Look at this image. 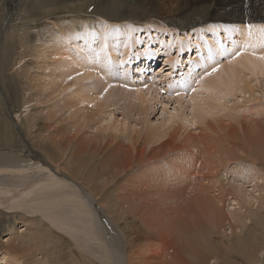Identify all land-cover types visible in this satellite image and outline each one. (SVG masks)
<instances>
[{
	"label": "bare ground",
	"instance_id": "bare-ground-1",
	"mask_svg": "<svg viewBox=\"0 0 264 264\" xmlns=\"http://www.w3.org/2000/svg\"><path fill=\"white\" fill-rule=\"evenodd\" d=\"M50 1L52 2V8L46 3L47 1L42 3L39 0H16L18 8L27 3L29 5L28 9L25 10V21L34 20L37 17H42L46 21L42 28L33 27V37L27 33L20 34V32L14 36L8 35L5 34V30L0 33V41L4 38V42L0 46V64L5 67V73L1 78H3L5 87L9 88L10 94L13 93L10 79L15 72V68L20 65L19 60L29 57L35 63L34 69L32 68L33 71H31V67L24 65L23 69L19 72V75L28 77L26 91L37 92L42 102H50L51 99L57 100L61 97L56 102V108L54 106L52 108L47 106L48 108L45 110L37 111L36 109V112L30 118V114H27L29 116L22 117L26 121L22 119L21 122L24 124V128H26V132L29 133L28 136L31 137V134L36 131V128L41 126V119H51L52 122L48 121L44 125L45 131H42L44 127L41 131L38 129L39 137H31V139L33 142L38 141L42 152L41 154L43 155V157H40L42 161H46L47 165L48 163L54 164L55 170L56 168H60L61 164H65L66 168L64 167V169L67 173L63 174L60 178L58 177L60 174L56 173L57 171L52 172L48 170V167H43V165L41 166L39 164H31L27 167L23 165L15 167L16 164L12 167L13 164L11 163H9L11 166L0 164V173H10L15 177L14 179L16 181L13 184L0 181V264H55L53 263L55 262V258L53 261L49 258L46 243L52 244V234H58L56 229L67 232L74 240H76L75 235L81 234L86 239L93 241V243L97 242L98 249L103 254L104 264H191L187 255L204 254L206 250L198 239L199 227L201 225L194 221L190 215V211L193 210L194 204L200 207V209L205 206L210 209V214H213L211 220H208L216 221L217 228L218 226L223 227V225H220V219L217 218V215L220 214L218 213L219 209L217 204L221 201H229L231 198L235 202V200H239V197L243 198L244 194L241 184H232L228 181L224 183L221 176L227 174V172L237 174L233 173L234 171L239 172V166L237 164L246 157L252 160L251 164H256L258 161V159L256 161V152L264 147V136L261 138L259 144H255V140L252 143L250 139L252 134L257 131L259 133L261 132L258 130L261 127L260 120L257 121V119L261 118H255L254 114L251 113L248 115L250 125L236 119V115L233 117V120L225 117L223 121H216V126L219 121L225 123V139L230 143V147H225L220 140H215L214 143L202 142L205 146L204 152L206 153V160H209L208 162L212 165L208 167L209 165L203 162V166L206 165L208 167L205 169H198L193 164V161L197 158V152L194 149L198 148L199 142L185 141L184 143L178 142L176 138L174 139L172 137H166L165 139L159 138L153 142L154 145L152 147L147 148L149 153L145 149L143 150L145 153H140L137 150L134 156V154H130L131 142L128 140V142H125L124 139L120 142H114L116 135L109 142L99 139L85 140L79 137L77 132L80 131V128L88 127L92 117L98 118L102 113L101 108L104 105L99 102L98 95L92 92V97H94L92 102L95 108L90 109L86 104L85 92L71 91V88L76 86V84L67 77L72 76L74 81L78 82H81L85 77H98V74L95 73L97 70L94 72L93 67L100 69L101 74L104 71L101 68L104 66H107L109 70L111 69L109 68V64H112L111 62L119 63V67L128 64V59H130L129 57L132 54L131 59L140 63L136 66V69L142 70L141 65L144 68L146 66L149 68L148 62L146 61H149L148 58L151 55V57L154 56L149 49V44L152 42L158 48L155 49V52H163L166 56L164 59L165 66L168 65L172 69V57H168V51L166 49L169 50L175 47L177 39L180 41V36L178 34L174 35L168 28H166L168 30H165L161 26L157 27L161 31L168 32L166 33L168 39H163L166 35H158L159 31L152 33L153 35H149L150 33L146 27L141 28L142 26L131 25L128 21H123L129 15L134 17L137 13H141V11L130 4L126 5L125 9H123V14H116L109 10L111 9L110 7L115 6L114 4L107 3L102 7L104 0L102 2L101 0ZM147 1L150 0H144V2ZM191 1L197 2L199 0H179V3L187 5ZM1 4L0 2V6ZM91 4L95 5L91 14L86 17H79L78 13L86 11ZM123 5L125 6V4ZM123 5L120 6L123 7ZM261 6H264V0H217L210 22L183 33L185 37L184 40L181 39L180 41H183L180 51L187 49L188 52H192L191 56L193 55V58L191 57L187 60V71H201V74L199 73L201 75L199 86L204 99L198 102L202 104H198L200 105L199 107L205 105L209 109H217V103H211L210 100L221 101L222 98L220 95L227 91L247 92V95H250L249 101H252V90L247 77L249 79L253 78L254 81L255 78L261 77L264 82V60L259 59L260 56L264 55V32L261 31V29H264V8L261 11L259 9ZM243 10H246L247 14L241 13ZM250 11L252 12L251 15L249 14ZM60 12H68L69 19L59 18L57 21L51 19L47 22L51 15L55 16ZM177 13L180 12L177 11ZM150 14L154 15L155 13L153 11ZM122 15H124V18L122 21H119L117 17ZM0 17L1 22L2 13ZM245 21L252 26L251 29L244 25ZM22 24L24 23L22 22ZM140 32H143V37H140ZM136 34L140 36L138 35L136 37ZM163 40L164 42H162ZM226 43L232 47V51L226 50ZM246 45L247 47H245ZM131 47L137 48L135 52H131ZM18 48V60L15 61L13 59L12 67L7 66L8 61L12 59L10 52ZM162 49L163 51H160ZM107 51L110 53L108 54ZM115 51H119L120 54H114ZM237 52H241L242 54L237 56ZM108 55L112 57H110L112 61L105 63L103 60ZM222 55H226L228 62L223 61L221 58ZM48 58L53 59L56 65L55 70H57L56 73H52L53 80L51 75L49 91L43 86L42 81L47 69L53 65L52 62L50 64L47 63ZM140 58L144 59L143 63L139 61ZM116 60H119V62H116ZM218 62H223L225 65L226 70L224 75H214L216 78L211 80L204 79V72H207L210 66L218 65ZM118 66L115 65V67ZM71 68L73 69L69 73L64 72V69L68 70ZM112 69L114 70L115 68L112 67ZM39 71H43V73L38 74ZM108 71L106 70L107 73L111 70ZM218 71L216 70V72ZM75 72H80L85 77ZM0 76L2 75L0 74ZM195 82L197 83V81ZM40 84L42 87L40 90L42 92L36 91V88ZM216 85V89L221 90L222 93L215 90ZM106 86L108 87V85ZM135 93L133 94L135 96L134 98H138L141 101L139 105H143L146 102V97L151 94L149 91L144 93L140 89L136 90ZM39 99L36 98L37 103H41ZM229 104L226 103L223 106L226 108L229 107ZM28 106L29 103L24 104L23 108L28 110ZM255 110L253 111L256 113L264 111V105H259L258 111ZM106 115L110 117L107 122L114 121L116 123L111 128L113 132L116 131L117 126L120 125L122 120L111 118V116L113 117L115 115L114 109L108 111ZM55 116H62L61 120L66 118H70L71 120H69L68 125L63 126V128L59 126L60 128H58V122L53 119ZM5 121L0 120V146L11 141L9 136L11 130L7 127ZM60 123L61 121L59 120ZM235 124L241 127H235ZM227 128L230 129L229 132L226 130ZM249 128H251V134L244 136L245 131L249 130ZM44 132L46 135L43 134ZM120 134H124L125 136L124 132ZM135 144L136 142L133 143V146ZM210 153H213V157H215V153L217 156L215 158L217 159L211 160L207 156ZM71 154L75 156H71ZM86 156H89L90 159H88L89 157L85 158ZM164 158H169L171 164L170 174L164 168L160 169L162 170L160 172L159 168L161 167L158 168L157 165L154 168L150 166V168L155 170H141L139 168L144 162L156 163L159 161L158 163H161V160ZM262 159H264V156ZM76 160L77 165H75ZM163 161L167 160L164 159ZM81 164H89L88 166L93 164L94 174L96 176L103 175L106 178L107 186L103 184L104 182H100V187L98 186V182H96L97 184L92 181L88 184L83 182L76 174L78 169L81 168ZM253 166L254 168H251L248 165V174H251L254 180L258 179L257 184H255V187L258 188V193H256V197L255 194L253 195L256 199L249 196L248 200H253L255 203L258 200H262L264 196V172L257 168L258 166ZM134 168H138L139 174L134 173L135 175L133 176L128 175ZM252 169L253 172H250ZM38 172L43 173L38 174ZM198 173H202V176H199ZM185 176L188 186L180 185V182ZM203 179H213L214 183L212 184L211 182V184L209 183L210 185L208 183L205 184L207 180L203 182ZM98 181H100V178ZM119 181L120 184L117 183ZM260 182L261 184H259ZM110 185L113 188L110 191L111 195L105 196L106 199L108 198L109 207L102 205V210L108 211L105 213L108 214V217H106L107 215H104V211L99 210L101 205L98 206L96 203L100 195L102 196L103 188L107 189ZM230 203L232 202L230 201ZM236 204L240 206L238 201H236ZM230 206L233 205L231 204ZM20 210L26 211V214H18L22 212ZM229 210L228 212L232 214ZM251 211L254 212L253 209L249 210L248 213L245 211L242 220V222L244 221L242 223L243 226L245 222L247 223L249 219L253 218V213L250 214ZM216 212L218 213L217 215ZM27 213L29 214L27 215ZM37 213L38 215L39 213L42 214L45 221L40 218L36 219L35 215ZM197 215L199 216V214ZM232 216L235 217L234 214ZM238 216L236 214V217ZM88 217L93 220V225L91 222L90 226L91 230L87 227L90 218L89 222L86 223ZM198 219L196 218V220ZM221 219L225 221L226 217ZM127 220L135 227L134 233L139 230L143 239L149 243L147 248L144 247V244L142 245L140 243L136 244L137 249L134 248L131 252L128 250L131 247L126 242L127 236L125 232L128 231L131 234L132 231L125 226L121 229L113 227L120 226V224L124 225V222H127ZM200 222L203 221L200 220ZM213 223L210 225L212 227L211 230L214 229ZM217 231L220 232V230ZM213 233H209L205 238H214ZM120 234H122L125 243ZM4 237L6 239L3 241L2 238ZM60 238H63V236ZM205 238L203 237L204 240ZM227 238L229 239V237ZM196 239L198 240L196 241ZM120 240H122V243ZM224 241L223 243L226 242ZM196 244L203 248L200 247L199 250ZM77 245L73 244L72 247L74 248L69 249L68 253L71 252L69 258L71 259L68 260V264H94V261L89 257L90 255L88 256L84 252L85 250L83 251ZM80 245H82L81 242ZM152 245H154V248L151 247L149 249L150 251L148 250L146 252V249ZM225 245L228 246L227 244ZM249 249L246 248L245 250L248 251ZM263 256L264 249L259 252L258 256H255L254 264H259ZM59 259H62L61 255H59Z\"/></svg>",
	"mask_w": 264,
	"mask_h": 264
},
{
	"label": "rangeland",
	"instance_id": "rangeland-1",
	"mask_svg": "<svg viewBox=\"0 0 264 264\" xmlns=\"http://www.w3.org/2000/svg\"><path fill=\"white\" fill-rule=\"evenodd\" d=\"M39 1L42 3L44 1H47L46 3L49 4V6H51V4H52V2L50 0H44V1L39 0ZM150 1L144 2V0H141V2H140V0H106V1L104 0L102 7L107 3L114 4L116 7L114 6L115 7L114 8V7L109 6L112 9V10L111 9H109V10L113 11V13H116V14H123V9H125L126 5L130 4V5L134 6L135 8H137L139 11H141L142 14L137 13L134 17H131L129 15L130 17L128 16L124 20H123L124 15H122L123 17L118 16L117 18L119 19V21H122V20L128 21L131 25H135V26H139V27L142 26L141 28L146 27V29L150 33L149 35H153L152 33H154V32L157 33L159 31L158 35H161V34L164 35L165 34L166 36H164L163 39H168V36L166 34L168 32L167 31H165V32L161 31V30H159V28H157V27L161 26L163 29L165 28V30H168V29L171 30L170 32H173L174 35L178 34V36H180L179 39L181 41V39L184 40V37H185L183 35V33L189 32L191 29H193V28L196 29L198 26H203L207 22L211 21L210 18H211V15L213 14V9L215 6V2L217 0H199L197 2L191 1L187 5L186 4H180L179 0H150ZM0 2L2 3L1 4L2 7L0 6V15L2 13V19L0 22V33L3 30H5V34H8V35L14 36L15 34H19V32H20V34L27 33L33 37V34H34V28L33 27L42 28L44 26L46 20L43 19L42 17H39V18L37 17L34 20H28V21L24 20V19H26V17H25L26 11L25 10H27L29 7L28 3L26 5H23V6L18 8L17 4H16V0H1ZM101 2H102V0H101ZM124 2H126V3H124ZM123 4H125V6ZM120 5H123V7ZM184 5H185V7H183ZM89 7H92V8L90 10H88ZM89 7L86 9V11L79 12L78 16L79 17L89 16V14H91V12L94 10L95 5L91 4V5H89ZM179 7H180V9H179ZM50 8H52V6ZM262 8H264V6L259 7L260 10ZM153 11L155 14L154 15L150 14ZM177 11L180 13H177ZM105 12H106V10H105ZM241 13L247 14L246 10H243V12L241 11ZM249 14L251 15L252 12L250 11ZM68 15H69L68 12H60V13H57L55 16L51 15V17L47 20V22L51 19L52 20L55 19V21H57L59 18L69 19ZM103 17H105V16H103ZM30 18H32V17H30ZM22 22L24 24H22ZM244 25L248 26L249 24H248V22L245 21ZM166 28H168V29H166ZM62 34H64V33H62ZM138 35L139 34H136V37H138ZM140 35H139L140 37H143V32H140ZM180 41L177 39L176 46L172 47L169 50L165 48L168 51V57H170V58L172 57V69H170V66H168V65L165 66L164 59L166 58V56L163 54V52H161V53L155 52L156 51L155 49H158V48L156 47L155 43L152 42L149 44V49H150L151 53L154 54V56L151 57L152 56L151 55L150 58H148L149 61L147 60V58H145L147 60L146 62H148L149 68H147L148 66H146L144 68V66L141 65L142 70L136 69L137 68L136 66L140 63H137V61H134L131 59V56L133 54L129 57L130 59H128L130 64L128 62V64H125L122 67H119L120 66L119 63L116 64L115 62H111L112 57L108 55V57L106 58L107 60L104 59L103 61H105V63H107V62L112 63V64L108 63L110 65V67H109V65H108V67L111 68L110 69L111 71L109 69H107V66L106 67L104 66L105 69H104V67L101 68V70L103 69L104 71L102 70L103 72H101V74H100V69H95V67H93L94 72H95V70H97L95 73L98 74L97 75L98 77L91 76L90 78H86L85 75L81 74L80 72H75L78 74L80 73L81 76L85 77L81 82L74 81L72 76H68L67 78L76 84V86L71 88V91L74 90L76 92H85L84 96L86 97V104L89 106L90 109L95 108V107H93V102H92L93 101L92 99L94 98V97H92V92H94L95 94L98 95L99 102L104 105V107L101 108V111H102L101 115L98 116V118L92 117L91 118L92 120L90 121L89 126L86 128H80V131L77 132L78 136L84 138L85 140L99 139V140L109 142L110 139L114 138V135H116L114 142H120V141H123V139L125 142H128V141L131 142V144H130V149H131L130 152L131 153L130 154L131 155L134 154V156H135L137 150H139L140 153H142L143 150L145 149V151H147L149 153V150H147V148L152 147L154 145L153 142H155L159 138L165 139L166 137L167 138L172 137L174 139L176 138V141L184 142V143H185V141L186 142H190V141L199 142L198 148L194 149L197 152L196 153L197 158L193 161V164H194V166H197L198 169L199 168L205 169V168H208L212 165L208 162L209 160H206V156H205L206 153L204 152L205 146L202 142L214 143L215 140H220L223 142V145L225 147H230V143L225 139V123L219 121L218 125L216 126V124H215L216 121H218V120L223 121V119H225V117H228V118L233 120V117L236 115V117H235L236 119L241 120L243 123L250 125V123L248 122V115H250L252 113V114H254L255 118H261V119H257V121L260 120L259 123H261L260 124L261 127H259L258 130H260L261 131L260 133H262V134H260L257 131L256 133L252 134L250 141L252 143H254V140H255V144H259V142L261 141V138L264 136V120H263L264 111L256 113L253 110L254 109L257 110L259 105H264V103H263L264 102V87H263L264 82H263V79L261 77L255 78V81H254L253 78L249 79L247 77V79L250 81L249 86H251V90H252V97H253L252 101H249L250 95L248 96L247 92L246 93L245 92L239 93V92H234V91L233 92L227 91L225 93H222L221 90L216 89V87H217V85H216L215 90L217 92L222 93L220 95L222 100L218 101V100L211 99L210 102L211 103L212 102L217 103V109H215V108L209 109L205 105L199 107L202 104H200L198 102L201 99H204V97L201 94V88L199 86L200 77H201L200 72L201 71L200 70H191L190 72L187 71V68H188L187 60H188V58H191V57L193 58V55L191 56L192 52L191 53H190V51L188 52L187 49H182L180 51V47L182 48V44H183V41L182 42H180ZM3 42H4V38H2V40L0 41V46ZM162 42H164V40ZM136 47H137V45H136ZM136 47H133V48L131 47V52H135V50L137 49ZM18 50H19V48L13 52H10L12 59H10L8 61L7 66L12 67L13 62H14L13 59L15 61L18 60V58H19ZM226 50H228V51L233 50L232 47L228 45V43H226ZM160 51H163V49ZM107 52H108V54L110 53L109 51H107ZM0 53H1V51H0ZM228 53H227V55H228ZM114 54L119 55L120 52L115 51ZM15 58H17V59H15ZM221 58L223 59L224 62H228L226 55H222ZM139 61H141V63H143L144 59L140 58ZM19 62H20V65L15 68V72L10 79L11 86L13 87V93H11V94L9 92V88L5 87L4 82H3V78H1V77H3V74L5 73V67H4V65L0 64V66H1L0 67V71H1L0 74L2 75V76H0V120L1 121L6 120L5 121L6 125L11 130L10 135L8 134L10 136L11 141L3 144L4 146L3 145L0 146V148H1L0 149V164L5 165V166H11L9 164V163H11V164H13L12 167L15 164H16L15 167H18L19 165H23V166L27 167L31 164H35V165L39 164L41 166L43 165V167H48V170H50L52 172L57 171L56 173L60 174V175H58V177L61 178L63 174L67 173L64 169V167L66 168V165L61 164L60 168H56V170H55L54 164L48 163V165H47V162L42 161L40 158L41 156L43 157V155L41 154L42 152L40 150V145H39L38 141L33 142V140L31 139V137H34V138L39 137L38 132L41 131L43 129L44 125L47 124L48 121H51V119H47V120L41 119L40 120L41 126H38L34 133L31 132L32 133L31 137L28 136L29 133L26 132V130H25L26 128H24V124L21 122L22 119L24 121H26V119L22 118V117L29 116L27 114H30V116H29V118H30L36 112V109H37V111H39V110H43V109L45 110L48 107L52 108L53 106L56 108L57 107L56 102L59 101L61 99V97L57 100L51 99L50 102H46V101L42 102L41 101L42 99L41 98L39 99L37 92H35V91L27 92L26 88L28 86V77H25L23 75H19V72L23 69L24 65L27 67H31V71H33L35 63L29 57H27L26 59L19 60ZM50 62H52L53 65L51 64L52 66H50L47 69L46 74L44 75V77L42 79L43 86L46 87L47 91H49V87H50L49 83L51 82L52 73L57 72V70H55L56 65L53 62L52 58H48L47 63L50 64ZM116 62H119V60H116ZM113 64H115L116 66H118V65L119 66L118 67H115V65L111 66ZM163 65H164V67H162ZM112 67L115 68L114 69L115 71L112 69ZM117 68H118V70H117ZM210 68H209L210 70L207 69L208 70L207 72L205 71L206 73L204 72L203 78L206 80L214 79V78H216L217 75H224L225 70H226L223 62H221V63L218 62V65L216 64L215 66L214 65L210 66ZM72 69L73 68L68 69V70L64 69V72L69 73V71H72ZM213 69H216L217 71L219 69H221L223 71L219 70L220 72L219 71L216 72V70L213 71ZM98 70H99V72H98ZM106 70L107 71L109 70L110 72L108 71L109 73H107ZM104 72H106V73H104ZM214 72H216V73H214ZM42 73H43V71L38 72V74H42ZM189 74H190V76H189ZM214 75H216V76H214ZM164 76H166L167 78L166 77L164 78ZM52 80H53V75H52ZM101 80H103L102 82H104V83H102ZM195 81H197V83ZM106 85H108V87ZM41 88L42 87L40 84V86H38L36 88V91L42 92L40 90ZM138 89L143 90L144 93H146L147 91H149V93H151L149 96L146 97V99H145L146 102L143 105L142 104L139 105L141 103V101H139L138 98H134L135 96H133V94H136L135 91ZM86 91H88V92H86ZM110 91H112V92L109 93ZM216 94L219 96L218 93H216ZM36 98H38L39 101H41L42 105L40 102L37 103ZM231 100H232V102H231ZM195 102H197L196 103L197 105L195 104ZM28 103H29V106H28L29 109L26 110L25 108H23V105L28 104ZM226 103H228V104L230 103V104H229V107L225 108V106H223V104H226ZM45 104H47V105H45ZM198 104H200V105H198ZM197 107H199V108H197ZM252 107H254V108H252ZM112 109H114L115 115L113 117L111 116V118L122 120V122L120 123L121 126L118 125L116 128V131H114V132L111 130V128L114 124L116 125V123L114 121L107 122V120H109L108 118H110V117L106 115V113L108 111H111ZM249 111H251V112H249ZM247 112H249V113H247ZM52 114H54V113H52ZM246 115H247V117H246ZM258 115H260V116H258ZM57 118L61 121L60 124H59V120ZM16 119H19V120H16ZM53 119L58 122V128H60L59 126H61L63 128V126L68 125V123L70 122L69 120H71L70 118H66V119L61 120L62 116H55V117H53ZM262 120H263V122H262ZM249 125H247V126H249ZM234 126L235 127H241L238 124H235ZM234 126H232V127H234ZM103 128H105V129H103ZM38 129H39V131H38ZM173 129H174V131H173ZM179 130L182 132H180ZM226 130L229 132L230 129L227 128ZM42 131H45V127ZM36 132L38 135L36 134ZM122 132L125 133L126 137L124 136V134H120ZM110 133H113V134L110 135ZM43 134L46 135L45 132ZM248 134H251V128H249V130L245 131L244 136L248 135ZM129 135H131V136H129ZM159 136H161V137H159ZM186 136L189 138H187ZM68 140H69V138H68ZM135 142H136V144L133 146V143H135ZM116 145H117V143H116ZM33 148H35V149L33 150ZM258 152H256V161L258 159L256 164L255 163L251 164L252 160L250 158L246 157L241 162L239 161L240 163L237 164V166H239L238 167L239 172H235V171L233 172V173H237V174H230L229 172H227L228 175L223 174V176H221L224 183H226L228 181L229 183H232V184H236V183L239 185L241 184V188H242L243 194H244L243 198L239 197V200H235V202H233V200H232L233 198H231L229 201L228 200L224 201V202L221 201L219 204H217V207L219 209L218 213H220V214L217 215L218 213L216 212V215H217V218L220 219L219 220V222H221L220 225H223V227L218 226V228H217L216 221H214V220L209 221L208 220V219L211 220V218L213 217V214H210L209 208L204 206L202 209H200V207H198L197 205L194 204L193 210L190 211V215L192 216V218L194 219V221L197 224L201 225L199 227L198 239L206 251L204 252V254L201 253L200 255H198V254L193 255V256L187 255L188 256L187 258L190 260L191 264H254L255 263V256L256 255L258 256L259 252L264 249V196L262 197V200H258L255 203L253 200H250V199L248 200L249 196L254 198L253 195L255 194V197H256V193H258V191H257L258 188L255 187V184H257L258 179L254 180V177H252L251 174H248L249 167L254 168L253 165H255V166H258L257 168L261 169L264 172V166H263L264 159H262V157L264 156V147L261 148L260 151L258 150ZM143 153H145V152H143ZM212 154L213 153L207 154V156L211 160H216L217 158H215V157H217V156L214 153L215 157H213ZM71 156H75V155L71 154ZM170 156L173 157L172 155H170ZM88 157L86 156L85 158H88ZM198 157L201 159H199ZM17 159H19V160H17ZM88 159H90V157ZM164 159H166L168 162L163 161ZM164 159L161 160L162 161L161 163H158L159 161L156 163L144 162L139 166V168L141 170H155L153 168H154V166L157 165L158 168L161 167V168H159V170L164 168V170H167L168 174H170L171 164H170L169 158H164ZM197 161H199L200 163ZM262 161H263V163H261ZM203 162L207 163V165H209V166L208 167L206 165L203 166V164H202ZM50 165H51V167H49ZM75 165H77V160L75 161ZM88 165L89 164H81V166H80L81 168L78 169V171L76 173L77 176L83 182H85L87 184L90 183V181H92L94 183L98 182V186L100 187V185H99V184H101L100 182H104L103 184H105V186H107V181L105 180L106 178L103 175H102L103 178H101L102 176H99V175L96 176L94 174V165L93 164H90V166H88ZM248 165H249V167H248ZM150 166H152L153 168H150ZM218 166H220V165H218ZM38 168H40V167H38ZM61 169H62V171H61ZM91 169H93V170H91ZM45 171H47V170H45ZM43 172H38V174H41ZM138 172H139L138 168H136V169L134 168V170L132 169V171H130L128 173V175L133 176L136 173L139 174ZM160 172H162V170H160ZM250 172H253V169L250 170ZM91 173H93V174H91ZM198 175L202 176V173H198ZM238 175H239V177H238ZM243 176H244V178H243ZM98 177L100 178V181H98L99 180ZM236 177H237V179H236ZM14 178L15 177L10 173H0V179H1L0 181H2V182L10 183V184L16 183ZM228 178H230V179H228ZM101 179H103V180L101 181ZM239 179H240V181H239ZM203 180H202L203 182H205L207 180L205 182V184L206 183L211 184V182H212V184L214 183L213 179H203ZM117 183L120 184V181ZM259 184H261V182ZM180 185H187L186 176L180 182ZM93 188H94V186H93ZM103 189L104 190H102V196L100 195L101 199L99 198L96 205H98V206L101 205L99 210L101 209L100 211H102V212L104 211L103 212L104 215L105 216L107 215L106 217H108V214H105L108 211H105L104 209L102 210V205L109 207L108 198L106 199L105 196L106 195L110 196L111 195L110 191L113 188L110 185L107 187V189H105V188H103ZM254 199H256V198H254ZM230 201L232 203H230ZM236 201H238L240 203V206L239 205L237 206ZM229 204L230 205L232 204L233 206H230ZM106 209H108V208H106ZM240 209H241V211H240ZM252 209L254 212L251 211L250 214L253 213V218L249 219L247 221V223L245 222V224L243 226L242 223L244 221L242 222V220H243V216L245 215L244 214L245 211H246V213H248V211L252 210ZM228 210L231 211L232 214L235 215V217H233L232 214L228 212ZM20 211H22V212H19L18 214H22V215L26 214V211H23V210H20ZM28 214L29 213H27V215ZM197 214H199V216ZM236 214L239 216L236 217ZM224 215H226V216H224ZM35 217H36V219H39V218L43 219L44 218L43 215L40 213H39V215L37 213V215H35ZM224 217H226L225 221H223V219H221ZM89 218L90 217H88V219H86V223L89 222ZM196 218H199V219L196 220ZM200 218H202V219H200ZM200 220L203 221L204 223L200 222ZM91 222L93 225V220L90 218V222L88 223V226H87L89 230H91V227H90ZM213 222H215V223H213ZM212 223L214 225L213 227L215 230L214 229L211 230L212 227H210V225ZM137 224H139V223H137ZM124 226L127 227L128 229H130L134 233L135 227L133 225H131L128 222V220H127V222H124V225L120 224V226L118 225V226H113V227H115L117 229L118 228L121 229ZM240 228L242 229V231ZM202 229L204 232L202 231ZM20 230H22V228H20ZM217 230H220V232ZM56 231L58 232V234H52V244L46 243V245H47L46 249L49 251L48 255H49L50 260L53 261V259L55 258V262H53V263H55V264H57V263L58 264H68V260L71 259V258H69V254L71 255V252L68 253L69 249L74 248V247H72L73 244H75V245L78 244L77 245L78 247L82 248L83 251L85 250L84 252L88 256L90 255L89 257L94 261V264H104V259L102 257L103 254L100 251V249H98L97 242L93 243V241H91L90 239H86V237L84 235H81V234L75 235L74 237L76 238V240H74L71 238L70 234H68L67 232H65L63 230H59V229H56ZM148 231H150V230H148ZM132 232H131V234H129L128 231L125 232V235L127 236V239H128V240L126 239V242L131 247V249H128V250H130V252H131L132 249H134V248L137 249L136 244H140V243H142V245L144 244L145 245L144 247L147 248L149 243L145 239H143V237L140 235L141 233L139 232V230H137V232L134 234ZM209 233H213L214 238H212V239L210 237L205 238L206 236H208ZM137 234L140 236L138 237ZM120 235L122 237V240H124L122 234H120ZM59 236L60 237L63 236V238H60ZM203 237L205 238V240L203 239ZM227 237H229V239ZM130 238H131V240H130ZM5 239H6V237L2 238L3 241ZM198 239H196V241ZM224 239L226 242L224 241ZM122 240H120L121 243H122ZM75 241H77L78 243ZM219 241H222V242H219ZM223 241L225 243H223ZM57 242H58V244H57ZM80 242L82 243V245H80ZM124 243H125V240H124ZM53 244H55V245H53ZM156 244H158V243L156 242ZM225 244H227L228 246H226ZM90 245H91V247H90ZM202 246L197 245L199 250H200V247H202ZM151 247L154 248V245H152L148 249H146V252L149 249H151ZM155 247H156V245H155ZM246 248H250V249L248 251H246L245 250ZM63 249H64V251H63ZM59 255L62 256V259H59ZM251 260H253V261H251ZM256 260H257V257H256ZM256 264H258V263H256ZM259 264H264V256H263V259L261 260V262H259Z\"/></svg>",
	"mask_w": 264,
	"mask_h": 264
},
{
	"label": "snow or ice",
	"instance_id": "snow-or-ice-1",
	"mask_svg": "<svg viewBox=\"0 0 264 264\" xmlns=\"http://www.w3.org/2000/svg\"><path fill=\"white\" fill-rule=\"evenodd\" d=\"M251 27H252L251 25H248V28H249V29H251ZM261 31L264 32V29H261ZM245 47H247V45H246ZM241 54H242L241 52H237V53H236L237 56H239V55H241ZM259 59L264 60V55L260 56ZM215 70H216V69H213V71H215Z\"/></svg>",
	"mask_w": 264,
	"mask_h": 264
}]
</instances>
